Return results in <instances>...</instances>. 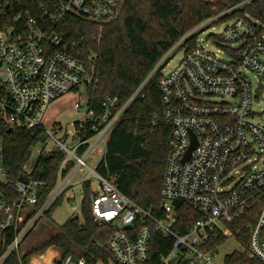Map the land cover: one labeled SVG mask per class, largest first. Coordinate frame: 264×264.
Wrapping results in <instances>:
<instances>
[{"label": "built area", "instance_id": "2783aa9c", "mask_svg": "<svg viewBox=\"0 0 264 264\" xmlns=\"http://www.w3.org/2000/svg\"><path fill=\"white\" fill-rule=\"evenodd\" d=\"M126 1L59 0L52 12L42 8L40 19L19 16L0 31V264H34L42 255L22 245L59 199L75 205L81 196L82 203L86 185L95 194L94 222L114 228L108 242L112 260L92 262L58 252L49 264H148L151 222L174 240L160 264H214L219 251L209 247L211 241L239 238V221L245 217L256 218L255 224L246 225L249 257L264 264V127L255 120L253 108L254 92L264 86V20L245 10L259 0H230L225 12L205 20L195 35L174 45L151 74L160 77L163 114L172 127L161 190L163 218L156 220L98 171L114 129L144 86L124 106L119 98L107 97L100 116L88 113L86 105L83 121L61 138L58 124L44 126L50 105L85 85L88 73L85 64L68 53H48L47 38L55 47L62 44L53 26L67 15L108 24L119 17ZM221 23L226 27L210 38L217 53L198 45L201 33ZM180 51L182 58L166 72ZM5 129L40 130L44 136L33 148L34 164L31 155L23 167V180L7 178ZM193 136L196 145L186 160ZM55 150L64 157L55 187L41 203L46 183L34 172L39 160ZM174 202L201 216L183 235L176 232Z\"/></svg>", "mask_w": 264, "mask_h": 264}, {"label": "trees", "instance_id": "16d2710c", "mask_svg": "<svg viewBox=\"0 0 264 264\" xmlns=\"http://www.w3.org/2000/svg\"><path fill=\"white\" fill-rule=\"evenodd\" d=\"M58 1L0 0V31L14 25L19 16L40 19L42 8L52 12V6ZM229 1L127 0L113 22L94 24L67 15L53 26L62 44L55 47L49 38L44 41L49 54L66 52L85 64L88 72L85 82L88 113L100 116L107 97L119 98L120 106H124L144 86L114 129L98 171L103 176L111 177L123 195L151 213L156 220L163 218L161 190L172 127L163 114L160 77L158 74L151 77V74L174 45L202 22L223 12ZM245 10L264 20V0ZM192 43L194 46L195 41ZM90 135L88 131L84 134L86 138ZM4 138L7 178L10 182L23 180V167L44 136L40 130H16L8 134L5 129ZM63 157V152L55 150L37 164L34 176L46 183L41 193V203L55 187ZM94 196L90 185H86L81 217L71 218L59 225L58 232L32 252L43 255L52 248L62 256L111 262L108 242L114 228L107 225L99 227L94 222ZM62 204L63 198L52 206L46 217L51 218ZM173 206L178 215L176 232L181 235L201 219L197 211L184 203L174 202ZM255 221V217H245L239 221L242 229L239 239L246 249L243 253L228 256V264H261L249 257L247 249L249 230L246 225H253ZM151 224L153 231L148 264H160L161 257L172 251L174 240L164 237ZM224 242L223 238L212 240L209 247L217 249ZM172 264L183 263L176 261Z\"/></svg>", "mask_w": 264, "mask_h": 264}, {"label": "rangeland", "instance_id": "374dc122", "mask_svg": "<svg viewBox=\"0 0 264 264\" xmlns=\"http://www.w3.org/2000/svg\"><path fill=\"white\" fill-rule=\"evenodd\" d=\"M206 1L215 2L216 0ZM227 3L228 2H226V6ZM226 10L227 7L223 12H225ZM226 25V23H221L220 25L215 26L214 29L211 27L205 30L197 37L198 45L205 46L206 49L217 53L218 48L210 42V38L211 35L219 34L226 27ZM197 28L198 26L188 32L181 40L195 35V32L198 30ZM190 44H193L192 41H190ZM182 56L183 52H178L175 58L172 60V63H170L169 66L166 68V72L171 70L180 61ZM251 77H253V74L251 75ZM254 96V117L255 120L264 127V114H261L264 110V86L263 88L257 89L254 92ZM86 105L87 97L85 92V85H82L80 88H78V90L71 92L70 94L62 97L61 99L55 101L53 104L50 105L44 122V126L46 127V129H50L55 124H58L56 128H61L62 134L57 133V138H61L65 135V133H67L66 131H68L69 133L73 132L74 124L76 122L83 121V111ZM76 106H81L82 110L77 112ZM35 160L36 155L35 153H33L30 165H33ZM91 165H93V161L91 162ZM81 205V196H79V201L75 205H69L68 203L64 202L53 212L51 218L45 217L38 224L37 228L33 231L31 236L22 245V248L26 250L30 248H37L42 243H45L50 236L58 232L59 225L64 224L71 218L81 217ZM245 249V245L238 237L230 236L228 237V239L225 240L223 244L218 247L219 255L215 258L214 264H225V260L228 256H231L235 253H243ZM57 254L58 251L51 248L42 256L37 257L34 260V264H49L54 258L57 257Z\"/></svg>", "mask_w": 264, "mask_h": 264}, {"label": "water", "instance_id": "95a60500", "mask_svg": "<svg viewBox=\"0 0 264 264\" xmlns=\"http://www.w3.org/2000/svg\"><path fill=\"white\" fill-rule=\"evenodd\" d=\"M53 37H54V36H52V38H53ZM12 133H13V131H12L11 129L8 130V134H12ZM195 140H196V139H195V137L193 136V145H192V147H191V149H190V151H189V153H188V155H187L186 160L190 158L191 152H192L193 149L195 148V145H196ZM125 229H126V230H130V229H131V226H126Z\"/></svg>", "mask_w": 264, "mask_h": 264}]
</instances>
